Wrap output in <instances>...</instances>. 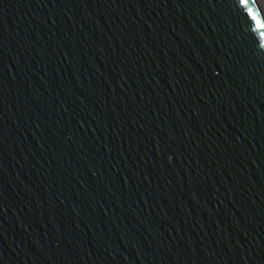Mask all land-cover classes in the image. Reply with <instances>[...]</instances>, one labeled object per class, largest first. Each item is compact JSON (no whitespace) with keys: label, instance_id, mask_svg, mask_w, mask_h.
<instances>
[{"label":"water","instance_id":"1","mask_svg":"<svg viewBox=\"0 0 264 264\" xmlns=\"http://www.w3.org/2000/svg\"><path fill=\"white\" fill-rule=\"evenodd\" d=\"M259 37L237 0H0V264H264Z\"/></svg>","mask_w":264,"mask_h":264},{"label":"snow or ice","instance_id":"2","mask_svg":"<svg viewBox=\"0 0 264 264\" xmlns=\"http://www.w3.org/2000/svg\"><path fill=\"white\" fill-rule=\"evenodd\" d=\"M237 2L242 9L246 10L247 17L250 18L251 23L255 24V31L260 34V40L264 41V19L261 18L259 13L254 11L253 7H250V3L254 4L255 0H237ZM261 47H264V44Z\"/></svg>","mask_w":264,"mask_h":264}]
</instances>
